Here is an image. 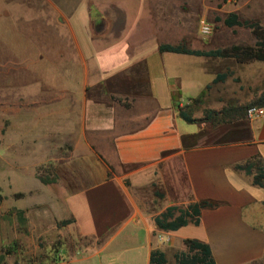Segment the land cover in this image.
I'll return each mask as SVG.
<instances>
[{"label": "crops", "instance_id": "0c3cea01", "mask_svg": "<svg viewBox=\"0 0 264 264\" xmlns=\"http://www.w3.org/2000/svg\"><path fill=\"white\" fill-rule=\"evenodd\" d=\"M120 3L0 0V63L49 65L42 91L14 93L6 103L9 155L18 146L26 158L37 149L47 155L32 163L36 181L26 189L8 177L14 204L0 223V245L12 248L23 236L55 243L56 264H117L110 249L119 264L128 256L149 264L152 250H184L183 240L194 238L209 245L215 264L263 260L264 187L237 165L254 156L264 162V115L215 126L203 120V109L247 100L211 94L223 72L206 63L215 57L158 46L186 40L190 49L216 48L204 49L200 39L191 46L162 0H145L148 15L131 25ZM165 54L202 59L164 63ZM201 95L202 110L192 114L201 120L186 122L179 109ZM43 164L52 165L55 182L40 181ZM202 200L218 205L202 208L197 225L156 227L154 217L167 207Z\"/></svg>", "mask_w": 264, "mask_h": 264}, {"label": "rangeland", "instance_id": "374dc122", "mask_svg": "<svg viewBox=\"0 0 264 264\" xmlns=\"http://www.w3.org/2000/svg\"><path fill=\"white\" fill-rule=\"evenodd\" d=\"M121 6L126 9L128 23L139 19V16L148 15V4L142 0H120ZM167 7V18L170 19L173 15L175 20L180 23V28L176 27V31L187 34L192 40V45L195 41L200 39L202 43H206L203 48H229L233 45H254L256 36L252 28L244 25H235L228 27L224 24L223 19L231 12L238 14L239 19L256 21L264 30V0H162ZM162 7V5H160ZM95 12V9L93 10ZM204 21L211 25V33L202 35L199 33V24ZM131 22V23H130ZM22 38V37H21ZM194 41V42H193ZM183 43L187 45L186 40ZM151 42L146 45V49L150 47ZM143 49V54L147 52ZM149 51V50H148ZM150 52V51H149ZM147 54V53H146ZM146 54L144 56H146ZM202 58H190L188 56L165 54L162 57L164 63H200ZM206 63H219L217 71L231 72L224 81L217 83L211 90V94L221 96L227 102L236 103L239 100L246 99L247 104L255 102L257 97L264 91V61L238 62L233 57L226 58H208ZM48 63H0V207L3 211L0 223H7V214L11 205L14 204L13 198L8 196L10 189H12V181H8V177H15L14 185L17 189H26L30 182L36 181L33 176V166L46 158L47 151L44 149H37L29 153L26 158L22 146L16 149H7L5 145L6 127L8 126L6 103L11 101L14 93L16 95L23 93L25 90L30 92H40L44 86L43 77L48 70ZM232 67L233 70L230 68ZM26 92V91H25ZM182 98L185 100L186 95L182 93ZM232 99V100H231ZM2 101V102H1ZM200 102L191 103L187 110H191V114L200 112ZM253 105V104H252ZM205 109H203L204 112ZM212 126L216 123L210 122ZM16 162L15 164L13 162ZM36 162L34 165L32 163ZM38 176L42 178L52 179L55 182V177L52 172L51 164H43L36 169ZM52 182H50L51 184ZM16 197V196H15ZM17 198V197H16ZM19 201H16V204ZM22 203V202H21ZM1 229V228H0ZM2 232L0 231V235ZM23 243H16L11 248L10 244L0 245V264H56L59 255L56 254V244H45L40 240L33 243L28 242V239L20 237ZM18 238V241L20 240ZM13 246V245H12ZM21 247V249L17 247ZM14 252H12V251ZM163 252L168 261V264H174L173 254L178 249L163 247ZM113 259H117L119 264L120 259L116 253L112 252ZM131 254V249L127 250ZM58 258V259H56ZM125 264H145L144 261L135 262L131 257L121 258ZM253 264H264V259Z\"/></svg>", "mask_w": 264, "mask_h": 264}, {"label": "trees", "instance_id": "16d2710c", "mask_svg": "<svg viewBox=\"0 0 264 264\" xmlns=\"http://www.w3.org/2000/svg\"><path fill=\"white\" fill-rule=\"evenodd\" d=\"M226 26L232 27L235 25H244L252 28L256 41L254 45H233L229 48H217L211 50H195L188 48L184 43L169 44L161 43L158 46L159 51H169L175 53H185L198 56L207 57H233L238 62L246 63L251 61H264V30L260 27L258 22L239 19L238 14L231 12L224 19ZM231 72H221L213 79V83L222 82ZM209 87V85L207 86ZM201 95L195 99L194 102H201ZM253 105L264 106V91L257 97ZM252 104L233 105L223 107L220 111L212 109H205L203 112V120L212 121L214 123L228 122L233 118H241L246 114V109ZM188 108V106H186ZM180 117L189 123L199 122L201 119L192 117L191 110L179 109ZM238 169H243L247 174H252V182L255 185L264 187V162L258 157L254 156L248 160L244 165H237ZM42 183L53 182L52 179L42 178L39 176ZM160 196L161 193L157 192ZM218 205L217 202L210 200H202L195 203H190L186 206H170L162 213L154 217V223L157 228L164 231H174L178 228L188 224L189 222L197 225L199 223L200 210L202 208H214ZM68 221H62L65 224ZM185 245L184 250H178L173 254L174 264H215L210 247L207 243L198 239L187 238L183 240ZM149 264H168L165 253L161 249H154L151 251Z\"/></svg>", "mask_w": 264, "mask_h": 264}, {"label": "built area", "instance_id": "2783aa9c", "mask_svg": "<svg viewBox=\"0 0 264 264\" xmlns=\"http://www.w3.org/2000/svg\"><path fill=\"white\" fill-rule=\"evenodd\" d=\"M199 33L202 35H208L211 33V25L201 21L199 24ZM246 115L248 118L264 115V106L251 105L246 109Z\"/></svg>", "mask_w": 264, "mask_h": 264}]
</instances>
